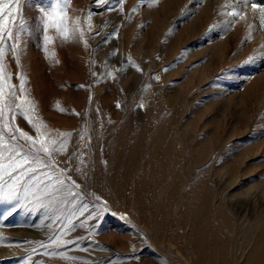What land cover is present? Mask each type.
Wrapping results in <instances>:
<instances>
[{
    "label": "rangeland",
    "instance_id": "obj_1",
    "mask_svg": "<svg viewBox=\"0 0 264 264\" xmlns=\"http://www.w3.org/2000/svg\"><path fill=\"white\" fill-rule=\"evenodd\" d=\"M252 3L264 0H70L68 39L49 29L47 47L38 9L56 0L9 4L6 29L15 37L23 19L27 31L19 65L5 49V94L11 84L35 103L46 142L71 134L55 155L70 180L37 191L5 178L0 264H264V20ZM7 120L40 138L18 110Z\"/></svg>",
    "mask_w": 264,
    "mask_h": 264
},
{
    "label": "snow or ice",
    "instance_id": "obj_2",
    "mask_svg": "<svg viewBox=\"0 0 264 264\" xmlns=\"http://www.w3.org/2000/svg\"><path fill=\"white\" fill-rule=\"evenodd\" d=\"M99 4L109 3L110 0H96ZM117 4H122L123 0H116ZM143 3L144 0H141ZM152 2V0H149ZM241 4H247L249 0H239ZM21 0H0V190L8 186L6 177L13 181L12 188L22 186L24 183L33 184L37 187V191L41 190V186L44 189L51 188L53 190H59L57 186H64L66 180H70V177L61 178L64 175L65 169L60 168L55 162V155L66 152L67 144L70 138V133H57L59 139H52L47 141L40 129L33 123L29 117V112L35 110V103L33 101L17 102V89L15 86L9 84V92L5 94L3 87L5 81V49L8 53H11L15 63L19 65L20 56L23 54L21 47L20 34L27 31L23 19L20 20L19 26L16 28V35L13 36L12 27L9 26L6 29V24H11L9 16L13 18V21L17 15V8H9V4L19 5ZM70 0H56V4L49 9H45L43 6H39V12L42 14L43 32L45 47L53 42V37L47 35L49 29L55 28L62 40L68 39V33L66 31L67 14L66 9ZM254 9H258L261 13V20H264V5L260 3H252ZM5 8H9L7 15L4 14ZM114 10V9H113ZM135 11V9H133ZM234 18H239L241 13L233 11ZM80 33L79 29L73 31V38ZM98 34V33H97ZM107 43V37L103 40ZM54 55V54H53ZM9 76L11 74H8ZM158 78V77H157ZM21 81L19 88H24L25 77L23 74L19 76ZM78 87H83L79 85ZM30 104L31 108L25 107V104ZM119 106V105H117ZM18 110L20 115L24 116L27 123L36 128V139L33 135L19 128L18 126H12L7 120V114L9 111ZM64 109H60L63 111ZM19 139H23L26 145L29 147V151L25 153L23 147L25 145L19 144ZM16 142V143H13ZM34 150V151H33ZM7 153V155H6ZM40 153L44 155L41 156ZM83 163V161H81ZM79 170V169H77ZM74 187H79L73 181ZM69 195L75 196L77 193L69 191ZM16 193L13 192V198ZM0 198H7L0 196ZM107 202L100 205L99 212L105 210ZM11 214V211L9 212ZM91 215V214H90ZM53 240V243H56ZM63 243V242H61Z\"/></svg>",
    "mask_w": 264,
    "mask_h": 264
},
{
    "label": "bare ground",
    "instance_id": "obj_3",
    "mask_svg": "<svg viewBox=\"0 0 264 264\" xmlns=\"http://www.w3.org/2000/svg\"><path fill=\"white\" fill-rule=\"evenodd\" d=\"M90 24H91V22H90Z\"/></svg>",
    "mask_w": 264,
    "mask_h": 264
}]
</instances>
